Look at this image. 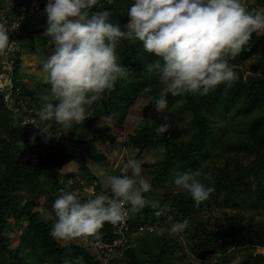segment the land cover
I'll return each mask as SVG.
<instances>
[{
  "label": "trees",
  "instance_id": "16d2710c",
  "mask_svg": "<svg viewBox=\"0 0 264 264\" xmlns=\"http://www.w3.org/2000/svg\"><path fill=\"white\" fill-rule=\"evenodd\" d=\"M29 1L15 0L17 5L12 9L20 11L22 3L28 5ZM131 2L100 0L94 7L108 9L110 21L123 30ZM245 2L249 10L264 7V0ZM45 28L40 25L26 34L33 37ZM116 53L118 62L128 70L127 78L119 79L113 89L94 101L87 109L91 115L82 123H74L67 133L60 132L47 141L43 134L32 139L39 133L34 124L40 123L33 110L42 106L40 95L50 87L47 81L31 88L19 79L22 90L17 97L24 103L17 104L18 110L8 106L0 95V264H62L64 259L72 264H103L104 255L100 256L93 244L112 242L119 236L120 223L113 226L104 222L98 239L78 237L63 243L50 235L56 217L49 218L45 213L51 211L55 216L52 204L60 189L75 191L82 199L95 194L111 197L109 187L102 185L101 167L109 164V156L100 143L116 137L111 130L115 123L131 127L125 142L135 151L134 159H143L150 150L161 154L150 169L151 190L142 193L146 199H151L155 190L166 188L177 169L210 172L212 181L205 183H211L214 191L198 205L181 188L164 194L163 205L171 206L168 214L176 221L187 220L181 234L186 237L190 254L185 252L183 242L169 240L167 214L157 216L153 208L145 206L139 212H130L128 243L110 252L108 264H173L170 257L178 251H182L183 260L193 256L200 261L185 264H223L228 253L244 248L249 252L239 264H264V252L254 251L264 248V222L243 220L228 212L224 213V225L215 226L210 217L201 218L218 209L264 207V33H252L241 52L227 58L237 77L231 87L218 85L205 96L168 94L167 111L155 107L162 84L158 74L145 67L156 57L144 51L140 41L127 39L120 40ZM16 75L21 76L20 60ZM184 112L191 116L189 135L178 139L172 125ZM27 115L36 120L26 121ZM165 122L169 124L166 132L158 133L157 125ZM45 124L54 134L59 131L54 121ZM88 124L92 130L82 129ZM225 124H235V128H225ZM233 129L235 134L231 133ZM68 168L74 170L73 174ZM77 257L79 260L74 259Z\"/></svg>",
  "mask_w": 264,
  "mask_h": 264
},
{
  "label": "clouds",
  "instance_id": "9594fccd",
  "mask_svg": "<svg viewBox=\"0 0 264 264\" xmlns=\"http://www.w3.org/2000/svg\"><path fill=\"white\" fill-rule=\"evenodd\" d=\"M99 4L100 0H46L44 35L51 38L53 50L42 66L50 87L40 95V123L34 124L39 133L33 140L37 134L47 141L67 133L91 115L87 109L94 101L127 78L128 70L116 53L121 39L140 41L144 51L156 57L145 67L158 74L162 84L155 107L167 111L168 94L205 96L218 85L231 87L237 77L227 58L237 56L252 33H264V10H249L245 0H132L123 30L110 21L108 9L94 7ZM17 27V22L0 24V56L12 51L9 33ZM47 121H54L59 131L54 134ZM168 127L159 123L156 131L165 133ZM142 163L129 159L120 169L122 175L108 178L111 197L95 194L82 199L75 191L60 189L52 204L56 219L50 235L57 241L98 239L104 222L115 226L125 220V203L132 213L148 206L157 216L167 214L170 235L184 230L187 220H174L168 214L170 205L142 195L151 190L149 180L138 179ZM205 181H212V174L200 170L177 169L173 178L197 205L214 191ZM62 264L72 261L64 259Z\"/></svg>",
  "mask_w": 264,
  "mask_h": 264
},
{
  "label": "rangeland",
  "instance_id": "374dc122",
  "mask_svg": "<svg viewBox=\"0 0 264 264\" xmlns=\"http://www.w3.org/2000/svg\"><path fill=\"white\" fill-rule=\"evenodd\" d=\"M9 5L15 4V0H8L6 3ZM261 10H264V7H261ZM43 14L45 12H40L34 17L31 15L28 17L26 23L29 24L30 30L37 29L40 25L42 26V23L46 22V16L43 17ZM43 17V18H42ZM42 21V22H41ZM45 26V25H44ZM53 50V44L51 42V38L44 35V32H36L34 33L33 37L28 36L26 34L24 40H23V46L20 52V64H21V78L26 82V84L31 87L35 88L36 84L40 81H47V73L43 69V62L48 58V56L51 54ZM253 60V59H251ZM21 101V99H20ZM24 103V100L21 101V104ZM35 109L33 112L38 113L40 110V106H35ZM191 116L187 113H181V117H176L175 121L176 123L172 125V128L176 131V137L178 139H184L189 135V120ZM32 119V118H31ZM36 120V119H33ZM221 123H224V118H219ZM234 123H237V121H233ZM225 128L231 127L235 128V124H225ZM85 131L92 130L93 127L88 124V126H84ZM111 130L116 132V137L112 140H102L101 141V149L109 156V164L101 167V174L104 176L103 179V187L108 188V178H110L113 175H117V172H121L120 169L123 167V165L127 162L129 159H134L135 157V151L131 150V147L128 145V143L125 142V140L128 137V134L131 132V127L129 124H118L115 123L111 125ZM230 130V129H229ZM107 133H110L107 131ZM235 134V131L233 129V132ZM161 154L157 152L156 150H150L148 153L145 154V157L143 159H140V161H143L141 168V175L138 179H151V172L150 169L154 167L160 160ZM245 159V158H243ZM73 169L68 168V172H71L73 174ZM127 174H131V171L128 170ZM75 176V175H74ZM71 175V178L74 177ZM173 178H170L166 182V188H160L158 190H155L151 194L150 200H158L161 205H163V198L164 194L169 190H178L179 187L174 185ZM94 188L90 186L89 190L92 191ZM39 200L42 202L43 196L39 195ZM228 212L229 214L237 215L243 220H247L249 218H253L255 220H261L264 222V207H238V208H224V209H218L213 212H206L205 214L201 215V218L207 219L208 217L211 218V221L215 224V226L224 225V213ZM46 216L49 218H54L55 216L52 214L51 211L48 213H45ZM15 223V222H13ZM15 227V226H14ZM171 239L169 240H180L184 243L185 246V252L190 254L189 249L186 247V237L185 235L181 234V232L176 234H171ZM81 239V237H80ZM73 240V239H72ZM71 241V240H69ZM63 243H66L68 241H61ZM18 242L16 241L15 244ZM251 251V250H250ZM255 252H264V248L258 247ZM248 249H236L231 251L227 254L226 260L223 264H239L240 261L244 258L245 255L248 253ZM122 253V252H121ZM120 253V254H121ZM119 254V255H120ZM182 255V251H178L175 255L170 257V261L173 262V264H185L186 261H193L195 263L200 262L199 259H195L193 256H188L187 259H182L180 256ZM205 259H203L204 261ZM11 264H15L12 263Z\"/></svg>",
  "mask_w": 264,
  "mask_h": 264
},
{
  "label": "built area",
  "instance_id": "2783aa9c",
  "mask_svg": "<svg viewBox=\"0 0 264 264\" xmlns=\"http://www.w3.org/2000/svg\"><path fill=\"white\" fill-rule=\"evenodd\" d=\"M6 3L7 2L0 0V24L9 25L13 22H17L18 27L9 33V39L12 43V51L6 56H0V95H2L8 106L18 110L19 106L17 104H21L23 99L17 97L21 93L22 87L18 82L20 78L16 75V66L20 58L23 40L26 36L25 26L27 17L38 11L44 10L46 0H30L28 5L22 3L20 11H14L12 9V6L17 5L16 2L9 6ZM33 119H35L34 116L27 115L26 117V121H35ZM123 208L126 212V218L120 223L117 229L119 236L109 243L96 241L93 244V247L100 253V256L104 255L103 264H108L107 256H109L110 252L123 247L128 243V219L130 211L127 203L123 205ZM45 264L49 263L46 262Z\"/></svg>",
  "mask_w": 264,
  "mask_h": 264
},
{
  "label": "crops",
  "instance_id": "0c3cea01",
  "mask_svg": "<svg viewBox=\"0 0 264 264\" xmlns=\"http://www.w3.org/2000/svg\"><path fill=\"white\" fill-rule=\"evenodd\" d=\"M42 11L44 12V10H41V11H38V12L34 13V15H36V14L42 12ZM34 15L32 14L33 17H34ZM30 16H31V15H30ZM30 16H29V17H30ZM44 16H46V14H43V17H44ZM43 17H42V18H43ZM42 21H43L42 26H43V25L47 26L46 22H44V20H42ZM42 21H41V22H42ZM27 26L29 27V24L26 23V26H25V33H27V31L30 30ZM20 73H21V64H20ZM21 77H22V76H19L20 79H22Z\"/></svg>",
  "mask_w": 264,
  "mask_h": 264
}]
</instances>
